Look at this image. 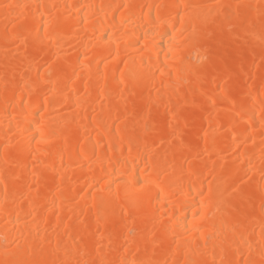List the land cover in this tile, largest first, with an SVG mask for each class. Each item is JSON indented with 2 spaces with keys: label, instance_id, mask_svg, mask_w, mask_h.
I'll return each instance as SVG.
<instances>
[{
  "label": "bare ground",
  "instance_id": "bare-ground-1",
  "mask_svg": "<svg viewBox=\"0 0 264 264\" xmlns=\"http://www.w3.org/2000/svg\"><path fill=\"white\" fill-rule=\"evenodd\" d=\"M0 264H264V0H0Z\"/></svg>",
  "mask_w": 264,
  "mask_h": 264
},
{
  "label": "snow or ice",
  "instance_id": "snow-or-ice-1",
  "mask_svg": "<svg viewBox=\"0 0 264 264\" xmlns=\"http://www.w3.org/2000/svg\"><path fill=\"white\" fill-rule=\"evenodd\" d=\"M35 7H43L42 5H36ZM46 32V28L41 29V37L43 38L44 33Z\"/></svg>",
  "mask_w": 264,
  "mask_h": 264
}]
</instances>
